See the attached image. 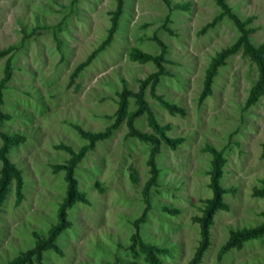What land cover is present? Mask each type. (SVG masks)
Returning a JSON list of instances; mask_svg holds the SVG:
<instances>
[{"label":"rangeland","instance_id":"obj_1","mask_svg":"<svg viewBox=\"0 0 264 264\" xmlns=\"http://www.w3.org/2000/svg\"><path fill=\"white\" fill-rule=\"evenodd\" d=\"M224 2L246 21L250 42H263L264 0ZM116 9L117 0H0V49H9L0 57V79L10 59V76L0 87V112L9 117L0 120V132L24 137L6 153L20 170L22 196L16 198L11 181L0 203V264L31 248L56 222L65 181L52 166L68 157L59 145L77 150L87 140L75 126L96 132L113 121L122 85L136 92L139 80L156 70L150 60L130 59L131 49L156 55L157 41L164 45L165 73L153 93L184 114L169 113L145 86L143 98L156 121L168 125L164 133L181 138L174 149L160 144L147 204L141 187L149 176L150 144L127 135L123 119L75 164L86 201L67 207L70 225L54 240L60 252L44 249L32 264H150L131 240L135 231L160 249L158 264H186L199 239L192 217L211 196L208 147L222 150L225 159L220 184L227 209L214 213L209 244L197 264H264V234L217 257L230 230L264 220V195L253 192L264 189V94L245 106L257 70L240 48L217 67L209 94L199 101L209 60L239 34L234 22L220 15L215 0H121L116 27L98 49ZM135 107L128 96L127 111ZM134 125L151 132L145 114Z\"/></svg>","mask_w":264,"mask_h":264},{"label":"trees","instance_id":"obj_2","mask_svg":"<svg viewBox=\"0 0 264 264\" xmlns=\"http://www.w3.org/2000/svg\"><path fill=\"white\" fill-rule=\"evenodd\" d=\"M216 4L221 8L220 15H227L235 24L238 30V36L236 40L220 49L216 52L209 60L205 70L202 81V88L199 93V101H201L210 92V86L212 83L213 76L219 65L224 62V59L234 53L237 49H241V52L246 54L248 58L254 63L257 70V77L249 88L245 106H249L254 103L257 97L264 94V41L258 45H253L249 38V28L245 27L246 21L239 20L234 15L229 7L226 5L224 0H215ZM121 0H117V9L111 15L110 26L107 32L106 39L100 44V49L111 37L112 32L116 27V16L119 12V5ZM219 15V16H220ZM214 18L211 22L206 23L202 26L201 31H204L207 27L212 26L215 22ZM160 45V52L156 55H151L146 52H142L138 49H131L129 58L138 61L150 60L156 65V70L147 74L144 78L139 80L138 90L132 92L126 86L122 85L120 92H118V102L113 121L105 126L101 131L90 132L84 131L80 127L75 126L77 132L84 139L87 140V144L80 146L77 150H72L70 147L60 144L59 147L64 149L68 153V157L61 163L53 164V171L61 170L63 172V179L65 181V189L63 197L58 204L56 210V222L50 226L48 232L44 238L36 240L34 245L25 250L24 252L13 257L5 264H32V261L39 262L41 259V252L44 249L50 248L56 252H60V249L55 244L54 240L58 233L70 225L69 220L66 218V209L71 206L74 202H85L84 194L77 188L76 179L74 177V167L76 162L84 155L85 151L91 148L95 141L103 140L109 137L113 129H115L119 123L124 119V123L127 128V135L133 136L139 140L148 142L150 144L149 154L147 158V165L149 170V176L144 181L141 187V195L147 204V194L151 185L155 183V178L158 169L154 164V156L158 152L160 144L163 143L169 148L174 149L176 145L181 141L180 137H168L164 131L168 128L167 124L160 125L155 119V116L146 101L143 98V91L146 85H149L150 94L159 101V103L169 112L184 114L183 108L177 106L174 103H170L163 100L160 96L154 95L153 89L155 83L158 81L159 76L164 74L165 71L162 66L164 61V45L157 41ZM9 49H0V57L4 56ZM87 58L84 62H87ZM77 64L69 75V82H71L84 64ZM10 76V59L7 57L4 62L3 76L0 79V87ZM133 96L135 98L136 107L130 111H127V97ZM145 114L146 121L151 129V132H143L137 129L134 125V119L138 116ZM9 117L7 114L0 112V120L2 118ZM1 144H0V203L5 197L8 184L13 181L14 194L16 198H21L22 188V176L20 170L14 166L12 162L6 156L9 146L15 145L24 139L21 134L8 135L0 132ZM264 151V143L262 144ZM211 153L210 170L208 172L209 181L208 186L211 191V196L204 201L200 215L193 216L192 219L198 224L199 239L193 255L187 261L186 264H197L200 262L203 252L206 250L209 244V229L213 222V215L217 210H226L227 204L223 201V193L226 191L220 184V177L222 175V164L225 159L222 155V150H216L212 147H208ZM253 192L258 195H264V189H254ZM167 211H176L167 209ZM264 218V212L261 213ZM264 234V220L254 227L242 228L239 230H230L227 239L220 245L217 250V257L219 258L223 253L229 250L231 247L238 248L241 246L244 240ZM132 242H137L138 249L144 254L145 259L150 264H158L155 253L159 252L160 249L154 245L142 242L139 239L138 232L135 231L131 235ZM124 264H136L134 262H128Z\"/></svg>","mask_w":264,"mask_h":264}]
</instances>
